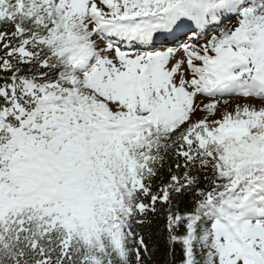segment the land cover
<instances>
[{
	"label": "snow or ice",
	"instance_id": "obj_1",
	"mask_svg": "<svg viewBox=\"0 0 264 264\" xmlns=\"http://www.w3.org/2000/svg\"><path fill=\"white\" fill-rule=\"evenodd\" d=\"M0 264H264V0H0Z\"/></svg>",
	"mask_w": 264,
	"mask_h": 264
}]
</instances>
